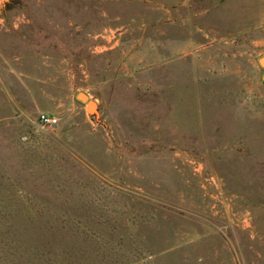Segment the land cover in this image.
<instances>
[{"label":"rangeland","instance_id":"1","mask_svg":"<svg viewBox=\"0 0 264 264\" xmlns=\"http://www.w3.org/2000/svg\"><path fill=\"white\" fill-rule=\"evenodd\" d=\"M263 56L264 0H0V264H264Z\"/></svg>","mask_w":264,"mask_h":264},{"label":"built area","instance_id":"2","mask_svg":"<svg viewBox=\"0 0 264 264\" xmlns=\"http://www.w3.org/2000/svg\"><path fill=\"white\" fill-rule=\"evenodd\" d=\"M38 121L42 126H53L57 123V118L46 113H40L38 115Z\"/></svg>","mask_w":264,"mask_h":264},{"label":"water","instance_id":"3","mask_svg":"<svg viewBox=\"0 0 264 264\" xmlns=\"http://www.w3.org/2000/svg\"><path fill=\"white\" fill-rule=\"evenodd\" d=\"M259 63H260L261 66L264 67V56L261 57V58L259 59ZM263 80H264V74H263ZM76 98H77L79 101H81V102H86V101H87V96H86L84 93H78V94L76 95ZM89 103H90V102H87V104H89Z\"/></svg>","mask_w":264,"mask_h":264},{"label":"bare ground","instance_id":"4","mask_svg":"<svg viewBox=\"0 0 264 264\" xmlns=\"http://www.w3.org/2000/svg\"><path fill=\"white\" fill-rule=\"evenodd\" d=\"M87 105H88V109H89V110L94 109V104H93L92 102H90V103L87 104Z\"/></svg>","mask_w":264,"mask_h":264}]
</instances>
